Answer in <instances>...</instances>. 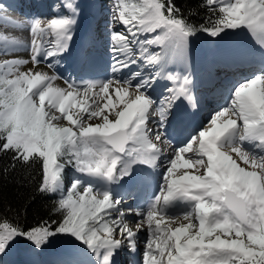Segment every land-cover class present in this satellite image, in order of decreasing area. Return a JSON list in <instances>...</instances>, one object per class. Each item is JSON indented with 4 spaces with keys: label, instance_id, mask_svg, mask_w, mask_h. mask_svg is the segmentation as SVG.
<instances>
[{
    "label": "snow or ice",
    "instance_id": "1",
    "mask_svg": "<svg viewBox=\"0 0 264 264\" xmlns=\"http://www.w3.org/2000/svg\"><path fill=\"white\" fill-rule=\"evenodd\" d=\"M214 2L207 0L209 5ZM64 7L76 11L72 0H66ZM113 7L114 23L122 24L133 37L140 31L138 24L146 33H156L133 42L157 44L161 39L157 30L162 29L170 46L169 59L186 58L189 38L197 30L176 18L178 10L171 0L167 4L164 0H144L142 5L131 7L115 0ZM220 12L223 16L216 26L207 29L208 35L217 37L225 29L244 26L258 33L264 42V0H235L221 7ZM75 23V14L53 18L45 27L36 19L31 32L43 34L47 28L56 40L55 48L43 53L42 42L33 41V63H41L40 55L48 60L67 52ZM113 39L126 37L115 32ZM143 51L148 66H158L159 73L142 77L140 72H134L132 78L138 79V83L117 81L124 86L114 89L110 81L80 85L65 81L67 89L53 87L51 82L57 76L19 71V65L27 61L6 62L8 72L0 78V153L11 152L14 160L25 163L38 156L42 161L40 190L45 193L61 188V173L67 166L107 183L129 175L133 163L154 166L162 153L157 142L168 139L166 125L176 101L186 102L193 110L198 102L192 91L191 75L169 72L166 78L172 86L166 91L170 95L156 107L148 90L157 75L164 73L168 60L159 53H151L148 47ZM129 63L114 57L113 71L122 70ZM96 88L107 103L97 104L94 109L86 107L88 93ZM130 88L134 91L130 92ZM112 92L123 105L122 110L115 112V120L103 115L113 104ZM54 112H59L69 126H58L55 122L61 116ZM153 113L159 115L155 130L147 126ZM82 114L88 119L99 118L102 123L85 126ZM245 142L260 154L246 150ZM189 152L196 158L187 157ZM193 168L204 171L200 175L180 172ZM81 185L79 179L72 182L66 197L58 203L61 218L48 226L25 230L0 224V254L17 238L40 251L51 238L69 235L93 253L97 264H114L113 257L125 244L135 251L140 225L146 224L148 239L142 264H264V73L238 84L229 106L214 113L207 125L175 150L165 168L160 191L146 212L137 210L141 220L136 231L123 219L124 212L119 207L122 199H114L106 190L97 191L91 184L81 193ZM177 199L187 205V211L178 214L187 223L173 227L178 217L166 216L161 209ZM113 212L119 215L113 218Z\"/></svg>",
    "mask_w": 264,
    "mask_h": 264
},
{
    "label": "rangeland",
    "instance_id": "2",
    "mask_svg": "<svg viewBox=\"0 0 264 264\" xmlns=\"http://www.w3.org/2000/svg\"><path fill=\"white\" fill-rule=\"evenodd\" d=\"M74 5L76 6V11L73 13V11L67 7H64L66 0H0V78H2L5 74L8 72V67L6 66V62H12V61H27V63H22L18 67L19 71L27 72V68L32 66V56L36 49V44H41L42 46L40 48V51L43 53L46 50L54 49L55 48V42H54V35L51 34V31L49 29H45V32L43 34L37 32L32 33L31 32V25L36 20L39 19L41 21V26L45 27L46 23L49 22L51 19L56 17H67L75 14L76 17V23L72 29V34H75L79 30V25L81 20L84 16H91L92 18V24H91V33L93 34V40H95L100 46H102V51L100 54L97 55L99 58V64L103 67L106 65L105 70H103L102 74H94L89 76H83L81 79H74L75 83L77 85H80L82 82H88V81H95L97 83L99 82H111V87L114 89L117 86H124V85H118L117 81H126L131 80V83L134 85L139 82L138 79L132 78V73L136 72V68L138 69L137 72L144 70L148 66V61H143V57L145 58L146 54L144 53V48L148 47L149 51L151 53H159V55L166 51L168 48V42L167 38L165 36V31L162 29H158L157 33L160 35V45L159 44H153V45H141L138 42L133 41H142L146 38H150L156 33H146L142 26L139 24L137 25V28L140 29V31L137 32V35L133 37V35L126 30V28L120 24V23H114L113 21V15H114V2L115 0H72ZM216 3L221 5V7L225 6L228 3H234L235 0H215ZM122 3L128 5L131 7L132 5H139L143 4L144 0H122ZM9 14H15L18 18L21 19V21L10 18ZM98 17L97 20H95L94 17ZM23 19V20H22ZM97 24H96V22ZM22 22V24H21ZM258 22V21H257ZM98 26V29H97ZM135 31V29H134ZM120 32L123 33L126 39H113V33ZM33 41L36 42V44L33 43ZM101 41V43H100ZM211 42L206 45L210 49H205L203 46V43L197 42L196 40H193L189 38V46H188V52L187 56L184 60L179 59H169L170 55V47L169 52H166L168 64L171 67V71L173 73H178L179 75L183 76L185 74H190L193 82L195 79L198 81L200 80V86L202 88L206 89V86L209 84V82H212L213 89H216L215 82H213L212 78L209 80L208 75H212L215 73L213 66V63H217V67L219 68V74L223 76V74L228 75L227 77L232 78L235 80V78L238 76L234 75V65L231 67L232 71L229 69H224L221 64H227L230 59L229 57H235L236 59H239V57H244L246 52L251 53L250 45L257 46L259 50H256L255 52H258L256 59L258 60V66H264V62L259 61L263 57V53H260V47L262 40L258 33H253L250 31L247 27L242 26L238 29H226L224 33L218 35L217 37H214L210 40ZM227 45V46H224ZM138 47H141V52L137 51L136 53L133 52V50L137 49ZM229 48H233L234 51L228 50ZM113 48L116 49V52H113ZM263 48V47H262ZM90 47L86 51V62L87 63V55L90 52ZM263 51V49H262ZM100 55L105 58L102 60ZM143 56V57H142ZM114 57L119 58L122 61H130L129 66L123 68L122 70L113 71L114 67ZM142 57V58H141ZM142 60L143 65L141 67H137L135 64L136 60L140 59ZM249 58V56H248ZM251 58V57H250ZM39 59L41 60V63L37 64L39 66H43L45 70V74L48 76H57L55 73L56 68H63L61 65L63 64L62 59H58V57L55 58H49L48 60H45L44 55H40ZM101 59V60H100ZM205 60V61H203ZM253 61V60H252ZM205 62L207 64H205ZM254 62V61H253ZM24 64V65H23ZM51 65V66H50ZM211 67L210 73L208 75L203 74L204 69L207 67ZM219 65V66H218ZM254 66V65H252ZM254 66V67H258ZM154 67V66H152ZM150 67V68H152ZM155 71L152 72V74L143 73L145 77L158 74L156 71L158 70L157 67H155ZM260 67H258L259 69ZM68 69V68H67ZM87 70L86 67L85 69ZM234 70V71H233ZM39 72V71H37ZM52 73V75L49 74ZM105 72V73H104ZM42 73V72H41ZM261 73H264V68H261L260 70L249 72L246 77H243L239 80L238 83H236L230 90H228V98L227 101L224 103H221L220 105H217L216 107H213L211 109H207L205 107V110L203 111V117L202 119L194 124L196 121H194L193 126L188 129V131L182 133L179 131V129H174V133L171 132L167 134L169 131V126L166 125V131L165 135L168 139H165L163 142H157L158 145H165L170 152V156L166 157L165 152L163 151L162 154L157 156L156 164L152 167L153 171L150 170L149 174L153 176L151 181H153L154 188L151 190V188H147V194L144 197H139L138 199H133L137 193L131 192L132 188L124 187L122 184L125 182V177L120 178L117 182L108 184L106 181H103L97 177H90L86 174L78 173L76 172L71 166L65 167V169L61 173V188L58 189L55 193L59 194V197H66L67 191L72 184V182L75 179H79L82 182V185L79 189L81 193H83V188L88 186L89 184L92 185L94 189L97 191H108L111 196L115 198L122 199V203L119 205V207L123 210L124 221L128 224V226L133 230H137L138 222L141 220V216L137 215V210L147 211V207L151 203L152 199L158 194L160 191V187L163 183V176L165 173V168L168 166L169 160L174 156L175 150L179 147H182L185 145L191 137L195 136L205 125L208 124L209 120L211 119L212 115L218 111H220L223 108H226L229 106L230 100L232 98V93L235 89V87L243 83L246 80H249L253 78L256 75H259ZM68 74V73H67ZM217 74V75H219ZM98 76V77H97ZM232 76V77H231ZM236 76V77H235ZM94 80H93V78ZM58 82L62 84H66L63 79H60L59 76H57ZM236 79V81H238ZM167 80V78H166ZM156 80L153 83V86L148 90V95L155 101V106L159 107L164 101V96H166V88H168L171 85V82H165L159 84L156 82ZM170 82V83H169ZM57 82L54 81L52 83L53 87H57ZM234 84V83H233ZM232 84V85H233ZM158 91L156 96V99L152 97L151 94H154L155 89ZM196 89V88H195ZM194 89V94L196 99L198 100L199 95ZM97 91V93H96ZM129 91L133 92L134 88H130ZM95 95V96H93ZM112 99L113 104L110 105L108 108L105 109L103 115H108L110 120H115V112L122 110L123 105L118 103L115 99V93L112 92ZM204 98V95H203ZM83 99V97H81ZM126 99H128L126 97ZM95 101V103L93 102ZM107 103L106 98H102L101 95H99V88H96L95 92L93 94L88 93V105L91 106L93 109L96 107L97 104L103 106ZM203 104V103H202ZM79 110V107L77 109H73V113L77 112ZM54 111V110H53ZM56 116H61L59 112H54ZM84 117V124L85 126L88 125H97L102 123V120L99 118H92L91 120L88 119V116L86 114H82ZM159 120L158 113H153L148 118V128L155 130L156 123ZM88 121V122H87ZM58 126H69L67 121H65L62 116L60 120L55 122ZM154 127V128H153ZM176 132V133H175ZM154 139V138H153ZM244 148L249 151L256 152L257 155H259V150L254 149L252 145L248 142L244 143ZM187 157L196 158L193 152H189L185 154ZM40 159L38 156L36 157ZM41 161V159H40ZM144 167V170L147 166V164H141ZM242 167H247L246 165L241 164ZM136 167H133L130 169L131 174H135ZM204 171L203 168L197 170L195 168L193 169H180V172H187L188 174H195L200 175ZM138 173L140 174V169H138ZM179 174V173H178ZM129 176V175H127ZM126 176V177H127ZM150 180V179H148ZM97 182H99L100 186H109L105 188H101L97 186ZM129 190L128 192H126ZM134 190V189H133ZM151 190V191H150ZM135 191V190H134ZM54 193V192H53ZM134 201H139L138 204L134 203ZM170 205V206H169ZM167 208H165V205L162 207V212L166 216L171 217H178L176 219V223L173 224V227L178 226L180 223H187V221H183L182 216H178V214L187 211V205L180 201L179 199L172 201L171 204H169ZM129 209L131 211H129ZM113 218L117 217L119 213L113 212L112 213ZM116 238L119 239L120 235L117 231ZM63 239L67 243L59 242L58 245V251L51 255H45L43 256V259L46 261L48 259L56 260L64 264H97L96 257L93 255L92 252L88 250V248L81 242L75 240L73 237L69 235H64ZM148 239V228L146 224L140 225V230L135 238L136 246L135 251H130L127 244H125V247L119 249L115 256L113 257L114 264H142L143 259V252L145 250V242ZM61 241L62 238H61ZM72 249H74V253H72ZM8 256V257H7ZM13 258V248L12 243L8 246L7 251L2 254V258L0 259V264H11Z\"/></svg>",
    "mask_w": 264,
    "mask_h": 264
},
{
    "label": "trees",
    "instance_id": "3",
    "mask_svg": "<svg viewBox=\"0 0 264 264\" xmlns=\"http://www.w3.org/2000/svg\"><path fill=\"white\" fill-rule=\"evenodd\" d=\"M164 2L167 4L169 0ZM171 3L178 10L176 18L182 19L197 30L190 38L208 45L214 37L208 35L207 29L216 26L223 16L220 12L221 5L216 2L209 5L207 0H171ZM41 164L42 161L36 157L25 163L22 160H14L11 152L0 153V224L7 223L28 230L48 226L53 220L61 218L60 212L57 211L59 194L40 190ZM63 236L51 238L40 251L28 241L17 238L12 242L13 264H64L43 259V256L58 251L59 242L67 243Z\"/></svg>",
    "mask_w": 264,
    "mask_h": 264
},
{
    "label": "bare ground",
    "instance_id": "4",
    "mask_svg": "<svg viewBox=\"0 0 264 264\" xmlns=\"http://www.w3.org/2000/svg\"><path fill=\"white\" fill-rule=\"evenodd\" d=\"M9 16H10V18H14V19H17V20L21 21V19L18 18L17 16H15V14H9ZM94 18H95V20H97L98 17L95 16ZM21 24H22V22H21ZM91 24H92L91 16H89V15L84 16L83 19L80 22L78 32L75 33V34H72V39L69 42L68 51L64 52V53H61V54H59L57 56L58 58L63 60V64H66V63L70 64L73 60L76 59L77 62L79 63V65H77L78 71L74 72L69 67H68V69H65V70L57 69V70H55V73H56L57 76L63 77V78H67L64 75L69 73L71 77H80V78H82V74L84 73L83 69L86 67V69L88 70V68H87L88 64H95V61L93 59H90V57L92 55L93 56H97L98 54H100L101 51H102V46H100V44L95 42V40L92 42L93 44H89V41H92V39L94 37L93 34H87V32L93 28V27L91 28ZM96 24H97V22H96ZM97 29H98V26H97ZM55 40H56V38L54 36V42H55ZM167 42H168V39H167ZM100 43H101V41H100ZM157 44L160 45V43H157ZM260 45H261V47H260V51L261 52L260 53L264 54V42H262ZM224 46H227V45H224ZM89 47H90L91 50H90V52L87 55V63H85L86 62V51H87V49ZM169 47L170 46H169V42H168L167 50L163 51L160 54V56L163 59H165V60H167L166 52L167 51L169 52V50H168ZM250 48H251V53L246 52L247 55L245 54L244 57L241 54V57H239V59H236L235 57H229L228 58V59H230V61H228L227 64L230 65L231 67L234 65V70L235 71L233 70L234 71L233 76L236 74L238 77H241V75H244L245 73H248V70L250 72H252V71H255L256 69H258V67L250 66L249 69H247V70L244 69V70H239V72L236 71L238 68L235 67V64H238L240 62L245 63L246 60H250V59L255 61L254 59H256L257 55L259 54L258 52H255V51L259 50V49H258L257 46L253 47L252 45H250ZM262 49H263V51H262ZM228 50L234 51L233 48H229V47H228ZM137 51L141 52V47H138L137 49L133 50L134 53H136ZM249 55H251V58L249 57V59H248ZM100 57L102 58V60L105 59V58H103L102 55H100ZM141 58L136 60V62H135L136 63L135 65L137 67H141L143 65ZM143 59H144L143 61H147L146 58L143 57ZM261 60H263V61H261ZM203 61H205V60H203ZM259 61L264 62V55H263L262 59H260ZM205 64H207V63L205 62ZM206 66L207 67L204 69L203 74H207V72L210 73L211 67H209L208 65H206ZM155 67L158 68V70L156 72L159 73V67L158 66H154L152 68L147 67L144 70L139 71V72L141 74L148 73V75H149V74H152L153 71H155V69H156ZM105 68H106V65L104 67H102V68L100 67V68H95V69H89L88 75H92L93 76L94 74H98V73L102 74L103 70H105ZM135 70L138 71L137 68ZM171 70L172 69L169 66V64L166 63L165 66H164V73L162 75H157L156 82L161 84V85H162V83L168 82V80H166V76H167V73H169V72L173 73ZM231 70H232V68H231ZM28 71H33V72L39 71V72H42L44 74L46 73L45 70H44V67L43 66H39L37 64H32V66L28 67L27 68V72ZM84 71L86 72V70H84ZM49 74L52 75V73H50V72H49ZM175 74H178V73L175 72ZM143 76L145 77V75H143ZM208 76H209V78H212L213 82H215L216 89L212 88L213 85H214L212 82H209V84L206 86V89L202 88V86H200L201 81L200 80L198 81L197 79H195V81L193 82V89H192L193 93H194V89L195 88H196L195 91L198 94H200L199 92H201V94L198 97L197 102H198V104L200 102H203V104H204L203 107H206V110L207 109H211V108H213V107L225 102V100L222 99V95H226L228 93V92H226V89L228 88V85H229L228 83H232V81H234L232 78L227 77L228 75H224V77L222 78L223 79L222 81H220V77L222 76L220 74L219 75H215V73H214L213 77H212V75H208ZM54 81L57 82V85L55 84L57 87L62 88V89H67V85H64V84L58 82L59 80L57 78L55 80H53L51 83H53ZM156 82H155V84H156ZM224 83H226V84H224ZM222 84H224V85H222ZM171 86H172V82H171V85L169 87H171ZM154 89H155V92H154V94H151V95H152L153 98L156 99V96H158L157 95L158 91L156 90V88H154ZM95 90L96 89H93L92 92H90V94H93L95 92ZM96 93H97V91H96ZM165 95L166 96H164V101L170 95V93L166 92ZM203 95H204V98H203ZM93 96H95V95H93ZM200 108H199V106H197V108L195 110H193V109L188 107V104L186 102L179 101V100L176 101V106L173 107L172 114H170L169 117H168V120H169V123H168L169 131L167 132V134H169L171 132L174 133V129H176V128H178L179 130L182 129V127L180 125H176L174 123L175 120H182V122H184L187 118H190V117H194V119H196V116L198 115V113L200 111ZM202 117H201V119H202ZM89 120H91V119H89ZM173 126H175V127H173ZM157 146L162 150V152L163 151L165 152L166 157H169L171 155L170 152H169V149L165 145H158L157 144ZM140 164H145V163L136 162V163H133L131 165V168L136 167L135 174H131L130 173L129 176H127V177L125 176V180H124L125 182H123L122 184L124 185V187L133 188L136 191L137 185L146 176L147 180L150 179V180H148L147 183L152 185L151 186V190H152L154 188L153 181H151L153 176L150 175L149 172H150V170L153 171V169H152L153 166H151L150 164L146 163L148 167H146L145 170H144L145 166H142ZM138 169H140V172H141L140 174L138 173ZM96 184H97L98 187H101L99 182H97ZM108 184H112V183H108ZM102 187L103 188L108 187V189H109V186L102 185ZM139 188H140V190L145 189L143 184ZM128 193H130V192H128ZM169 204H171V202ZM168 205H165V208H167ZM71 252L74 253V249H72Z\"/></svg>",
    "mask_w": 264,
    "mask_h": 264
}]
</instances>
